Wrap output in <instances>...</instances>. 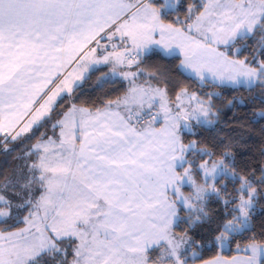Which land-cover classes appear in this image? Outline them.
I'll return each instance as SVG.
<instances>
[{
    "label": "snow or ice",
    "instance_id": "1",
    "mask_svg": "<svg viewBox=\"0 0 264 264\" xmlns=\"http://www.w3.org/2000/svg\"><path fill=\"white\" fill-rule=\"evenodd\" d=\"M174 10L172 0H0V140L15 142L34 125L49 124L52 131L31 146V162L15 182L0 185L20 189L11 199L0 194V218H6L0 223L27 213L14 220L25 227L0 229V264H188L197 256L194 241L175 229L208 218L207 198L220 196L215 183L225 177L239 188L224 201L234 205L225 213L232 218L221 222L213 242L223 247L251 230L255 175L233 171L229 152L215 159L195 141L184 142L193 124L212 123L205 101L182 90L170 104L166 86L136 83L142 70L116 68L139 69L142 48L156 43L172 51L175 43L183 50L181 63L201 78L210 73L252 83L264 77V60L232 57L247 47L236 48L237 42L256 33L264 56V0H205L165 23ZM97 48L101 58L93 59ZM88 64H112V75L129 82L126 93L94 110L70 104L53 123L58 97L73 92L82 79L76 73ZM193 153L211 159L201 163L190 159ZM256 182L264 184V176ZM242 250L251 255L205 264H264V242L253 238Z\"/></svg>",
    "mask_w": 264,
    "mask_h": 264
},
{
    "label": "trees",
    "instance_id": "2",
    "mask_svg": "<svg viewBox=\"0 0 264 264\" xmlns=\"http://www.w3.org/2000/svg\"><path fill=\"white\" fill-rule=\"evenodd\" d=\"M173 1L177 3L180 1V4L174 11L163 17L166 23H175V17L183 18L187 15L186 8L198 7L205 2V0ZM260 40L261 35L256 33L253 37L237 42L236 48L243 45H247V47L243 48L238 57H233L251 62L253 55L256 54L261 60H264V56L259 55ZM140 58L139 69L126 67L116 72L142 70L145 75H141L137 79L141 82L147 81L152 84L166 86L167 98L170 104L175 102L176 96L182 90L197 93L201 98L207 100L212 110V118L216 121L215 125L212 127L195 125L194 134L186 135L184 142L195 141L196 148L215 153V159H220L221 154L224 152L231 153L235 158L234 166L231 161L226 162L233 167V171L249 178L254 174L256 180L253 181L252 186L258 185L261 191V197L250 215L251 230L234 234L231 238L230 249L222 250L218 243L213 242V237L218 235L217 228L221 222L232 218V216L225 215V213L231 211L234 205L228 204L225 207L224 201L237 195L235 190L239 188V183L233 182L227 177L220 180L218 182L220 196H212L207 199L205 210L208 213V218L201 223H195L194 218L185 220L180 227L175 229L194 241L191 250L197 251L198 255L195 259H190L188 264L213 259L219 255L231 257L242 254L244 252L237 250V246L243 248L248 243L253 242V238L258 243L264 242V235H261V233H264V184L256 182L260 180L261 176H264V172H261V169L264 168V118L259 116L260 113L264 112V84L231 86L212 81L203 84L199 79L187 74L182 69L181 56H169L160 50H152ZM112 72L108 67H99L93 70L70 96H65L59 101L51 114L52 122L60 119V114L67 111L70 104L94 110L96 107H104V104L108 101H115L124 96L130 86L129 82L119 75H112ZM50 129V125L45 124L44 127H39L34 135L20 144L15 142V145L4 147L10 149V151L0 150V185H3L6 181L15 182L13 171L17 169L16 165L13 166V160L20 157V160H24L21 153L30 150L31 146L40 139L41 134ZM190 159L203 163L211 157L193 153ZM225 179H228L226 190L221 187V185H224ZM13 192L19 193L20 189L0 190V194L5 195L8 199L12 198L10 194ZM13 203H19V201L14 200ZM24 215H27V213L14 212L13 220L0 223V229L22 228L24 224L14 223V220ZM189 215L187 212H181V216L188 217ZM197 245H202V247Z\"/></svg>",
    "mask_w": 264,
    "mask_h": 264
},
{
    "label": "rangeland",
    "instance_id": "3",
    "mask_svg": "<svg viewBox=\"0 0 264 264\" xmlns=\"http://www.w3.org/2000/svg\"><path fill=\"white\" fill-rule=\"evenodd\" d=\"M172 2H173L174 5H175V9H176V8L179 6V4H180V1H178V3H177L176 1H172ZM112 42H113V41H112ZM108 43H109V42H107V44H108ZM113 43H117V42H113ZM237 48H241V46H239V47H237ZM111 50H112V49L109 47V48H108V51H111ZM221 50L223 51L224 49H221ZM140 59H141L140 56H138V57H137V60L139 61ZM234 59H239V58H234ZM241 60H243V59H241ZM97 66H98V65H97ZM97 66H96V67H97ZM123 68H124V67H123ZM125 68H126V67H125ZM188 71H190V72H189L190 74L195 75V76L199 79V81H200L201 83H203V84H205V83L207 82V80H212V81H215V83L225 84V85H231V86H240V85L252 86V85H256V84H264V77H257L252 83H249L248 80H247L246 78H244V77H239V76H237V77L235 78L234 81H229V80H227V79L221 81L219 77H213L210 73H206V74L204 75V77L201 78V76L198 75L193 69H189ZM81 73L83 74V72L81 71V72L76 73V75H77V76H81ZM82 82H83V81H82ZM82 82H79V81H78L77 87H78V85H80V83L82 84ZM139 84H141V83H139ZM185 91L188 93L189 96H191V95H195V96L198 97L199 99L205 101L204 107H206V108H208V109L210 110V114H209V116H208V119L212 121L211 124L206 125V126H208V127H212V126H214L215 123H216V121H214V119L211 117L212 110H211V107H210V103H209L207 100L201 98L197 93H193V92H190V91H188V90H185ZM61 99H62L61 96L58 97L57 102H56V105L59 103V101H60ZM182 99H184L185 102L187 103V97H182ZM175 102H176V100H175ZM192 106H193V107L195 106V102H194V101L192 102ZM55 107H56V106H55ZM51 114H52V113H51ZM53 123H54V122H53ZM190 123H191V121H190ZM34 127H37V126L34 125L32 128H34ZM32 128H31V129H32ZM194 128H195V124H193V131H194ZM31 129H30L29 131H31ZM35 132H36V130L31 131L30 133L23 134L20 138H18V139L15 141V142H17L16 144H20L21 142L27 140L29 137H31L32 135H34ZM45 132H46L48 135H52V131H51V129L48 130V131H45ZM45 132H44V133H45ZM15 142L4 143L3 140H0V145H3V148H4V147H6V146H8V145H15ZM195 146H196V142H195ZM0 150H1V149H0ZM30 151H31V149H30L29 151H27V152L25 151V152L21 153V156L23 157L24 160H20L21 157H20L19 159H15V160H13V166L16 165V169H17L16 171H13V173H15V174H14L15 176L18 175V174L23 170V168H24V166H25L26 164H28V163L31 162V160H30V159L28 158V156H27V153H29ZM33 158H34V157H33ZM227 180H228V179H225V180H224V182H223L224 185L226 184ZM252 183H253V181H252ZM215 187H216L217 189L220 190V187H219V185H218V182L215 183ZM253 187L257 190L256 198L253 200V204L256 205L257 202H258V200H259V198L261 197V191H260V188H259L258 185H254ZM182 190L185 192V194H187L188 192L191 191V189H189V188H184V189H182ZM208 198H209V197H208ZM208 198H207V199H208ZM3 207H5V206H4V205H0V208H3ZM0 219L2 220V219H5V218H0ZM250 225H251V218H250ZM24 226H25V225H24ZM24 226H23V227H24ZM250 243H252V242H250ZM250 243H248V244H250ZM257 243H258V242H257ZM248 244H247V245H248ZM220 247H221V246H220ZM230 247H231V244H230V242H229V243H226L223 247H221V249H222V250H229ZM243 248H244V247H243ZM243 248H241V250H242ZM242 251H243L247 256H250V255H251V253L248 252V251H244V250H242ZM195 252H196V254L198 255V252H197V251H195ZM196 257H197V256H196Z\"/></svg>",
    "mask_w": 264,
    "mask_h": 264
},
{
    "label": "crops",
    "instance_id": "4",
    "mask_svg": "<svg viewBox=\"0 0 264 264\" xmlns=\"http://www.w3.org/2000/svg\"><path fill=\"white\" fill-rule=\"evenodd\" d=\"M173 1V0H172ZM165 22V21H164ZM166 23V22H165ZM104 34L103 33H101V36H103ZM155 40H159L160 39V37L159 36H156L155 38H154ZM97 40H99L100 41V43L103 45V44H107V40H104V39H101L100 37H97ZM113 42H117V41H115V40H113ZM88 47L89 48H91V47H96V41H93L91 44H89L88 45ZM171 49H172V51H169L166 47H165V45L164 44H156V43H153V44H150V45H148V47L146 48V49H144V48H142L141 49V51H140V57L141 56H143V55H146L147 53H149V52H151L152 50H160V51H162L163 53H165L166 55H169V56H174V55H178V56H181V61L183 60V58H184V56H183V50L182 49H180L179 47H178V45L177 44H175V43H172L171 44ZM96 57H94L93 59H100L101 58V49L100 48H97L96 49ZM232 58H234V57H232ZM98 65V66H97ZM97 65H92V64H88V65H86L85 67H86V71H83L82 70V72H83V74L81 73V76H82V79H80L79 80V82H84V80H85V78L93 71V70H95V69H97V68H99V67H108L109 68V70H111V71H113V65L112 64H107V65H105V64H97ZM97 66V67H96ZM124 66H118L117 68H116V71H119V70H123L124 68H123ZM181 67H182V69L187 73V74H189V75H192V74H190L189 72L190 71H188L189 69H192V68H190V67H188L187 65H183L182 63H181ZM68 71H71V67H69V69H68ZM192 76H194V77H196L195 75H192ZM197 78V77H196ZM198 79V78H197ZM207 81H212V80H207ZM82 82V83H83ZM212 82H215V81H212ZM136 83H141V84H143L144 82H141L140 80H136ZM77 84H78V82L77 83H74L73 84V91L75 90V88L77 87ZM80 85H81V83H80ZM225 85V84H224ZM79 86V85H78ZM71 94H66V93H62L61 94V97L62 98H64L65 96H70ZM123 97V96H122ZM121 97V98H122ZM117 100V99H116ZM211 117H213L212 116V113H211ZM157 127H161L162 126V123L161 124H157L156 125ZM38 129V127H34V128H32L31 129V131H34V130H37ZM31 131H29V132H27V133H30ZM26 134V133H25ZM29 151V150H28ZM25 227V226H24ZM176 231V230H175ZM177 232V231H176ZM178 234H180V235H185V234H182V233H179V232H177ZM222 258V259H224V260H231L232 258H234V257H237V258H245V257H248L245 253H242V254H237V255H234V256H231V257H226V256H217V257H215V258H213V259H209V260H206V261H212V260H215V259H217V258ZM206 261H202V262H198V263H195V264H205V262Z\"/></svg>",
    "mask_w": 264,
    "mask_h": 264
}]
</instances>
